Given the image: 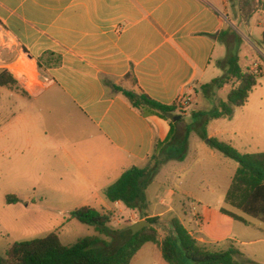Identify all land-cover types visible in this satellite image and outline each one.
<instances>
[{"label": "crops", "instance_id": "obj_1", "mask_svg": "<svg viewBox=\"0 0 264 264\" xmlns=\"http://www.w3.org/2000/svg\"><path fill=\"white\" fill-rule=\"evenodd\" d=\"M239 1L0 0V35L6 39L5 47L17 53L6 67L16 65L23 56L34 66L41 87L10 93L39 102L41 107L36 124L22 126L20 131L6 124L7 134L17 131L28 137L7 139L4 147L0 144L6 149L15 147L17 163L22 166L17 172L22 174L24 164L28 166L24 161L32 136L41 145V181L55 197L74 193L102 198L101 210L85 207L104 212L118 209L130 220L126 228L147 218L168 223L176 218L205 245L202 229L211 212H216L208 196L214 185H223L225 197L238 165L215 153L197 135L212 104V96L201 87L223 76L219 63L227 56L226 43L231 39L233 46L240 29L248 33V39L253 38V51L264 61V4L258 0L260 14L253 19L257 13L251 12L247 16L253 19L250 23L243 17ZM236 55L239 63L246 58L243 50ZM115 88L144 94L161 105H174L176 110L165 117L147 106L137 110ZM180 98L188 100L187 108L180 109ZM218 120L207 122L206 131L211 129L207 135L230 144L231 140H224L227 132L218 128ZM183 140L194 163L200 162V150L205 155L201 177L183 167L186 158L178 161L167 154ZM157 144L163 145V152L158 153L156 175L145 190V217L141 218L120 202L110 203L104 191L127 169L147 166ZM208 174L213 176V184ZM223 208L224 204L218 211ZM233 221L246 228L239 231L244 238L241 244H264V224ZM223 226L205 234L209 241L229 239L237 230L229 224L231 233L218 237ZM149 244L142 246L130 264L140 260ZM250 255L255 259V253Z\"/></svg>", "mask_w": 264, "mask_h": 264}, {"label": "rangeland", "instance_id": "obj_2", "mask_svg": "<svg viewBox=\"0 0 264 264\" xmlns=\"http://www.w3.org/2000/svg\"><path fill=\"white\" fill-rule=\"evenodd\" d=\"M262 2L264 4V0H262ZM238 5H241L243 17L248 18L250 23L260 14L256 11L259 8L258 0H240ZM251 12L257 13V16L252 20L247 17ZM237 35V39L233 46L231 39L226 43L228 48L227 54L229 52L237 54L239 50H243L246 54V58L241 59L239 64L243 68L248 66L253 67L252 71L255 75H258L257 86L252 89L243 107L236 108L230 118L218 120L216 123L219 129H224V131L227 132V135L223 136L225 138L224 140H231L230 144L240 153H263L264 61L258 58V55L253 51L252 45L256 46V43L252 37L248 39L247 32L240 29V33ZM5 40L6 39L0 35V69H6V66L11 64L17 54L5 47V43H3ZM261 58L263 57L261 56ZM254 61H256L255 65H253ZM29 65L31 64H29L28 60L21 56L19 62L10 67L13 72L19 69L18 72H14L18 78H14L17 81V85L0 87V144L2 146L4 145L2 143L6 142L7 139L15 141L22 138L28 139L25 133L24 137H21V134L17 131L12 134H7V122L19 131L22 126L29 127L37 122L38 113L40 112L39 108H41L39 102L35 103L28 101L21 98L18 94H13L12 96L10 94L11 91L21 94L26 92V90L33 92L41 89L39 83L36 81L37 74L35 68L31 70ZM31 67H33V65H31ZM229 90L230 87L225 86L220 90L211 91L209 93V95L212 96L211 110L215 108L219 101H225ZM206 132L210 134L211 129H208ZM29 139L31 141L29 156L27 161H24V163H28V166L24 164L22 174L17 172L22 166L17 163L18 158H16L17 154L14 152L15 147L6 149L2 148L0 145V257H4L5 250L14 243L43 238L51 233H55L64 246H70L75 244L78 240L95 236L99 237L100 241L111 244L112 247L120 245L123 242L124 235L118 236L115 233L110 237L107 233L109 232L112 234V232L127 230L128 228H126V225L130 221L128 216L118 209L110 212L100 211L108 215L110 220L109 224L105 226V233L102 235L96 232L94 227L84 225L73 219L71 213L75 209L83 206L89 205L97 210H101L102 206L100 205V200L102 198L80 197L74 193L66 197H55L53 195V190L48 188L44 182L41 181V163H39L38 160L39 151L41 150L39 147H41V145L36 142L32 136ZM159 152L160 150L154 154L156 158H159V155L157 156ZM214 152L221 155L215 150ZM161 154L160 152V155ZM167 154L175 158L182 157V160L186 158L183 167L190 173H193L196 178L202 176V166L205 165L207 160L201 150L199 164L192 161L187 145L182 146V144H178L170 148ZM203 159L205 160L204 164L202 163ZM232 163L234 162L232 161ZM208 177L213 184V176L208 174ZM8 195L16 196L18 203L8 204L6 202V196ZM61 199H65L67 202H62L60 201ZM208 199L211 201L212 209H215L216 212H211V218L206 221L203 226L202 236L207 241L203 246L207 250L213 252L227 251L230 248L236 249L239 255L234 256V260L238 264H264V244H258L256 246L241 244L244 238L240 235L239 231L246 228H244L242 224L235 223L218 211L219 208L223 207V185H214V192L208 196ZM232 211L242 219L255 221L237 210ZM227 223L235 226L237 229L235 233H231L228 230L230 226ZM184 224L190 231L191 228L188 224ZM224 224H226V226H223ZM219 225L220 227L223 226L224 229L218 234V237H225L231 233V238L219 242L209 241L205 234H213L214 227ZM154 227L157 229L160 240H163L172 232L170 223L167 221L156 223ZM191 227L196 229L194 223L191 224ZM102 242L95 247L96 251L105 249ZM152 245L154 244H149L148 247L143 249L142 256L136 264H167L162 258L160 249ZM175 246L177 258L181 264H196L190 260V258H186L185 252L178 243H176ZM253 248L256 249V252H253ZM253 253H255V259L250 255Z\"/></svg>", "mask_w": 264, "mask_h": 264}, {"label": "trees", "instance_id": "obj_3", "mask_svg": "<svg viewBox=\"0 0 264 264\" xmlns=\"http://www.w3.org/2000/svg\"><path fill=\"white\" fill-rule=\"evenodd\" d=\"M262 45L264 46V31L262 32ZM219 68L223 71V76L212 80L201 89L207 96L211 91L220 90L225 86H229L230 90L225 101H219L215 108L204 115L207 122L230 118L236 108L245 105L252 89L257 86L258 75L250 69L241 68L236 54L229 52L224 61L219 63ZM11 85H17L16 79L7 69L1 68L0 87ZM115 90L121 92L137 110L142 106H147L163 117L172 115L176 110L174 105H161L144 94H136L133 91H124L119 88ZM207 122L204 126L197 128L199 138L207 146L217 150L238 165L225 194L224 208L221 209V213L244 224V219L232 211L237 210L264 224V153L242 154L231 144L208 137ZM184 145H186V140L182 141V146ZM158 150L163 152V145H156L154 153L148 157V164L144 168L133 166L124 171L114 184L105 189V198L110 203L120 202L127 209L137 212L141 218L145 217L143 213L146 208L145 190L158 169L159 158L154 155ZM176 159L182 160V157H176ZM6 202L17 204L18 199L16 196L8 195ZM71 216L84 225L94 227L100 235L105 233V226L110 222L108 215L85 206L75 209ZM145 221L149 227L134 236H130L129 229L112 232V234L108 232L110 237L115 233L118 236L124 235L123 242L116 247L100 241L97 236L64 246L58 236L51 233L43 238L10 245L5 250L4 257H0V264H130L132 258L147 243L154 244L160 249L162 258L167 264H181L177 258L176 243L181 246L186 258H190L196 264H238L234 260V256L239 255L236 249L230 248L221 252L207 250L188 233L176 218L169 221L172 232L163 240L159 239L157 229L154 227L156 223H159V218H147ZM100 242L103 243L105 249L96 251L95 247Z\"/></svg>", "mask_w": 264, "mask_h": 264}, {"label": "water", "instance_id": "obj_4", "mask_svg": "<svg viewBox=\"0 0 264 264\" xmlns=\"http://www.w3.org/2000/svg\"><path fill=\"white\" fill-rule=\"evenodd\" d=\"M148 227H149V224L147 223V221L145 220L139 221L128 228L130 231V236H134L136 233Z\"/></svg>", "mask_w": 264, "mask_h": 264}, {"label": "built area", "instance_id": "obj_5", "mask_svg": "<svg viewBox=\"0 0 264 264\" xmlns=\"http://www.w3.org/2000/svg\"><path fill=\"white\" fill-rule=\"evenodd\" d=\"M10 67H11V66L6 67L7 71H8L12 76H15V73L11 70ZM178 103H179V105H180V109H185V108H187V106H188V104H189L188 100L185 99V98H180V99H178Z\"/></svg>", "mask_w": 264, "mask_h": 264}, {"label": "bare ground", "instance_id": "obj_6", "mask_svg": "<svg viewBox=\"0 0 264 264\" xmlns=\"http://www.w3.org/2000/svg\"><path fill=\"white\" fill-rule=\"evenodd\" d=\"M29 66H30L31 70L34 69V66L33 67H31V65H29ZM16 71L18 72L19 69L15 70L14 72H16Z\"/></svg>", "mask_w": 264, "mask_h": 264}]
</instances>
